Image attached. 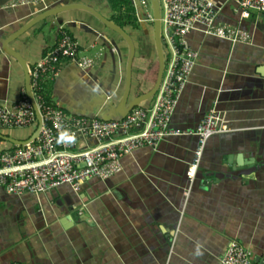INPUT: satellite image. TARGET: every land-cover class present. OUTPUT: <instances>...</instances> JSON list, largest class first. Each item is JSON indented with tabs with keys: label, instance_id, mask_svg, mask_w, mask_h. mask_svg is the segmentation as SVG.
I'll return each mask as SVG.
<instances>
[{
	"label": "crops",
	"instance_id": "1",
	"mask_svg": "<svg viewBox=\"0 0 264 264\" xmlns=\"http://www.w3.org/2000/svg\"><path fill=\"white\" fill-rule=\"evenodd\" d=\"M16 1L0 0V106L11 110L26 92V76L4 50L10 36L43 12L69 5L86 6L119 25L111 0L14 6ZM213 1L217 22L239 28L250 39L232 43L201 28L188 35L199 58L170 128L196 132L212 110L226 128L206 143L194 180L187 171L198 137L189 135L133 151L121 160L119 173L88 181L78 192L64 185L38 196H15L0 187V264H221L231 241L252 253V264H264V14L244 16L229 0ZM133 2L140 26L129 23L123 29L135 43L136 56L156 64L154 24L142 18V1ZM62 28L78 43L80 57L95 64L88 70L64 64L47 85L49 101L77 118L122 119L117 108L130 48L90 12L66 10L31 27L9 47L31 71L59 44ZM142 73L133 67L129 103L148 92L140 85ZM154 101L140 107L152 108ZM3 130L0 135L20 141L35 132L34 127L10 129V135ZM11 145L0 143L6 149ZM97 145L79 137L72 150Z\"/></svg>",
	"mask_w": 264,
	"mask_h": 264
},
{
	"label": "built area",
	"instance_id": "2",
	"mask_svg": "<svg viewBox=\"0 0 264 264\" xmlns=\"http://www.w3.org/2000/svg\"><path fill=\"white\" fill-rule=\"evenodd\" d=\"M39 1L44 2L17 0L14 6ZM229 1L239 6L244 16H249L251 11L264 14V0ZM160 3L161 11L164 7L161 37L167 61L153 107H136L125 118L106 121L69 116L54 105L40 103L43 87L55 80L64 64H75L84 70L95 64L89 58L80 57L78 43L62 28L59 44L30 71L32 91L43 118L40 135L26 146L11 145L8 149L0 146L1 188L15 196H38L64 185L78 192L88 181H106L119 173L121 160L133 151L142 147L156 149L168 137L189 135L198 137L194 159L187 171L189 179L194 180L206 143L226 128L220 127V117L215 110L206 114L196 132L170 128L179 97L199 58L188 42V35L201 28L206 35L232 43H247L250 38L239 28L217 22L218 9L213 0H160ZM141 6H146V2L142 1ZM147 20L153 22V15L147 14ZM30 127L36 130L38 120L26 92L13 110L0 106V130ZM79 137L95 140L98 145L73 151V142ZM221 264H252V253L238 241H231Z\"/></svg>",
	"mask_w": 264,
	"mask_h": 264
},
{
	"label": "water",
	"instance_id": "3",
	"mask_svg": "<svg viewBox=\"0 0 264 264\" xmlns=\"http://www.w3.org/2000/svg\"><path fill=\"white\" fill-rule=\"evenodd\" d=\"M152 3V10H153V24H154V39H155V44H156V49H157V54H158V63H159V75L157 82L154 86V88L139 96L137 99H135L133 102L129 103V97L131 94L132 90V82H133V65H134V60L136 57V46L131 38V36L119 25L116 23L106 19L104 16H102L100 13L96 12L95 10L88 8L86 6H81V5H69L61 8H55L49 11H45L34 20H32L29 24H27L24 28H22L20 31H18L16 34L10 36L9 39L6 40L4 43V50L7 54L10 56H13L22 66L25 76H26V93L28 98L31 101V104L36 112L37 120H38V127L35 130L33 136L27 140V141H20V140H15L9 137H5L0 135V140L5 141L8 143H11L14 146H26L28 144H31L32 142L36 141V139L39 137L41 129H42V124H43V118L42 114L39 111V107L36 101V98L34 96V93L32 91L31 87V74L28 66L26 65L25 61L23 58L16 52L10 49L9 44L11 41L18 39L22 34H24L26 31H28L31 27L39 24L40 22H43L53 16H56L60 13L65 12L66 10L69 9H83L94 16L98 18L103 24H105L108 28L119 34L128 44L130 48V56H129V61H128V68H127V75H126V86H125V91L123 98L119 104L118 112L122 118H125L133 109L136 107H140L143 103L152 101L156 95L157 92L160 88L162 78L164 75V71L166 68V61H167V54H166V49L164 46V42L161 37V19H162V11H161V3L160 0H151ZM145 12L143 13L142 18L144 19L145 17Z\"/></svg>",
	"mask_w": 264,
	"mask_h": 264
},
{
	"label": "trees",
	"instance_id": "4",
	"mask_svg": "<svg viewBox=\"0 0 264 264\" xmlns=\"http://www.w3.org/2000/svg\"><path fill=\"white\" fill-rule=\"evenodd\" d=\"M110 3L112 9L118 15V24L120 27L124 28L127 24L131 23L133 27L139 28L137 10L133 0H111ZM133 67L143 72L139 76L140 85L146 88L145 91H151L158 79L159 63L153 64L147 58H138L136 56ZM47 85L48 84H45L43 87L44 90L42 89V101H40V103L44 102L45 105L52 106L53 104L46 95ZM0 143H3V141L0 140Z\"/></svg>",
	"mask_w": 264,
	"mask_h": 264
},
{
	"label": "rangeland",
	"instance_id": "5",
	"mask_svg": "<svg viewBox=\"0 0 264 264\" xmlns=\"http://www.w3.org/2000/svg\"><path fill=\"white\" fill-rule=\"evenodd\" d=\"M140 1H145L146 2V6H143L142 8L144 9V11H145V14H146V17L145 18H147V14H150V13H152L153 12V10H152V3H151V0H140ZM163 9H164V7H163ZM163 9H162V16L164 15V12H163ZM153 14V13H152ZM152 25V24H151ZM125 41V40H124ZM146 50L148 51V53H149V51H152V49L150 48V45L149 46H147V48H146ZM155 50V49H154ZM155 52V51H154ZM7 132H6V134H8V135H10V129H5ZM11 130H17V131H23V130H21V129H11ZM4 131V130H3ZM13 132H16V131H13ZM17 136V135H16ZM18 137V136H17Z\"/></svg>",
	"mask_w": 264,
	"mask_h": 264
}]
</instances>
